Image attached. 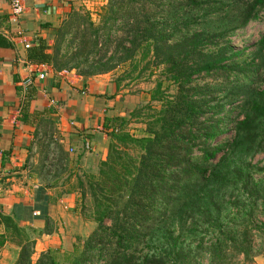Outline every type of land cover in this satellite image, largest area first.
I'll use <instances>...</instances> for the list:
<instances>
[{
	"label": "trees",
	"instance_id": "trees-1",
	"mask_svg": "<svg viewBox=\"0 0 264 264\" xmlns=\"http://www.w3.org/2000/svg\"><path fill=\"white\" fill-rule=\"evenodd\" d=\"M262 12L264 0H106L94 19L70 2L52 45L37 43L30 59L38 65L84 79L113 74L114 96L156 71L146 105L105 119L97 172L69 173L58 186V197L78 193L80 216L94 224L66 264L264 258V164L253 163L264 155V36L252 52L232 45ZM133 122L143 136L128 132ZM49 126L37 141L42 178L45 162L54 177L69 162ZM23 220L0 214V250L18 246L14 264H59L49 252L33 261Z\"/></svg>",
	"mask_w": 264,
	"mask_h": 264
},
{
	"label": "crops",
	"instance_id": "crops-1",
	"mask_svg": "<svg viewBox=\"0 0 264 264\" xmlns=\"http://www.w3.org/2000/svg\"><path fill=\"white\" fill-rule=\"evenodd\" d=\"M71 1L21 0L24 11L13 19L12 0H0V214L22 217L20 227L33 232L36 247L45 239H50L49 244L55 237L58 244L64 239L60 218L77 215L78 193L58 197V186L69 173L94 172L107 154L105 119L125 116L118 105L126 100L122 92L114 96L112 74L84 79L73 72L54 73L47 66L44 79H38L42 69L30 57L39 41L52 45L55 28ZM43 115L47 120H40ZM46 123H50L48 132L51 128L55 131L54 140L60 143L69 162L66 172L57 177L53 176L51 163L45 162L44 168L51 171L42 178L34 169L40 150L37 141ZM46 228L50 234L42 233ZM0 234H4L2 225ZM4 249L16 254L14 264L20 248L6 242L0 252ZM47 249L50 247L40 253Z\"/></svg>",
	"mask_w": 264,
	"mask_h": 264
},
{
	"label": "rangeland",
	"instance_id": "rangeland-1",
	"mask_svg": "<svg viewBox=\"0 0 264 264\" xmlns=\"http://www.w3.org/2000/svg\"><path fill=\"white\" fill-rule=\"evenodd\" d=\"M106 0H73L71 1L73 7L81 10H88L93 14V18L95 19V14L98 12L99 8L105 4ZM264 36V12H262L257 21L251 22L247 27L242 30H239L235 33L232 39V45L235 51H249L252 52L254 49V45ZM122 69L116 70L114 75L120 74ZM153 77L150 79L147 76L143 77L140 81L136 83H132L128 88L123 89L122 94H124L126 102L123 100L119 103V112L125 114L122 116L123 118L128 119L129 114L144 105L148 102L149 92L153 88L154 83L153 80L156 76V71L153 73ZM113 79V74L110 77ZM112 83V82H111ZM172 92V90H171ZM128 132L131 133L135 137H141L144 135V125L138 123H132L127 128ZM224 139V137L219 138V140ZM253 163L264 164V155L257 156ZM99 164V163H98ZM97 167L94 168V172H97ZM92 172V171H91ZM77 215L72 217H66L63 219L60 218L63 233L61 243L58 244V240L55 237L54 243H47L50 239H45L46 241H41L37 244V247L34 246V254L32 256L33 261H36L40 251L48 246L50 249H47V252L57 261L59 264L68 263V258L73 256L75 246L78 249L81 247L84 237L88 236L91 231L94 229V224L90 221L84 220L83 217L80 216V201L77 199L76 206ZM109 225V222L107 223ZM76 235L80 236L77 241ZM57 236V234L53 235ZM67 237V239H66ZM73 240V241H72ZM36 244V242H35ZM48 244V245H45ZM16 255V254H15ZM15 255H13L11 250L4 249L0 252V264H13L15 260ZM16 262V261H15ZM254 264H264V258H259Z\"/></svg>",
	"mask_w": 264,
	"mask_h": 264
},
{
	"label": "built area",
	"instance_id": "built-area-1",
	"mask_svg": "<svg viewBox=\"0 0 264 264\" xmlns=\"http://www.w3.org/2000/svg\"><path fill=\"white\" fill-rule=\"evenodd\" d=\"M11 16L13 19H16L18 18L24 11V6L22 5V2L21 0H12L11 2ZM26 48H29L28 45L25 46ZM37 66V68H41L42 71L39 72V75H38V79L39 80H42L44 79L45 75H44V69L47 67L46 65H35ZM28 85L31 84V80H28L27 82ZM85 148L88 149L89 148V144L88 143H85ZM70 152H72V150H70ZM35 215V214H34Z\"/></svg>",
	"mask_w": 264,
	"mask_h": 264
}]
</instances>
